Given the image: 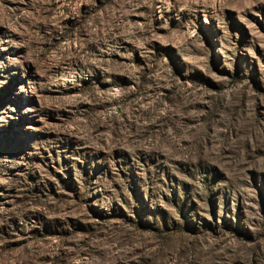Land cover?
Segmentation results:
<instances>
[{
	"label": "rangeland",
	"instance_id": "374dc122",
	"mask_svg": "<svg viewBox=\"0 0 264 264\" xmlns=\"http://www.w3.org/2000/svg\"><path fill=\"white\" fill-rule=\"evenodd\" d=\"M0 264H264V0H0Z\"/></svg>",
	"mask_w": 264,
	"mask_h": 264
}]
</instances>
